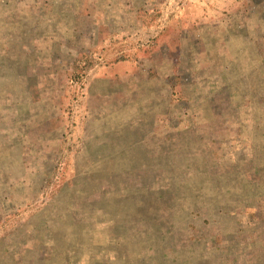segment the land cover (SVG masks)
<instances>
[{
  "label": "rangeland",
  "instance_id": "obj_1",
  "mask_svg": "<svg viewBox=\"0 0 264 264\" xmlns=\"http://www.w3.org/2000/svg\"><path fill=\"white\" fill-rule=\"evenodd\" d=\"M0 264H264V0H0Z\"/></svg>",
  "mask_w": 264,
  "mask_h": 264
}]
</instances>
